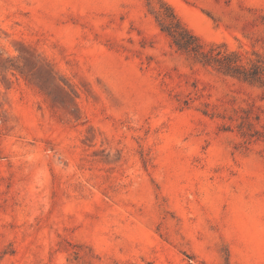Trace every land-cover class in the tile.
<instances>
[{
	"label": "rangeland",
	"instance_id": "374dc122",
	"mask_svg": "<svg viewBox=\"0 0 264 264\" xmlns=\"http://www.w3.org/2000/svg\"><path fill=\"white\" fill-rule=\"evenodd\" d=\"M0 264H264V0H0Z\"/></svg>",
	"mask_w": 264,
	"mask_h": 264
},
{
	"label": "trees",
	"instance_id": "16d2710c",
	"mask_svg": "<svg viewBox=\"0 0 264 264\" xmlns=\"http://www.w3.org/2000/svg\"><path fill=\"white\" fill-rule=\"evenodd\" d=\"M162 4L166 9L170 10V15H167L170 18L169 22L163 24L162 29L167 32L179 49L195 55L204 63L210 64L215 62L225 72L237 74L245 79H254L259 74L260 71L258 69L256 71H249L236 63V59L232 55L225 54L220 56L219 53H214L212 49L204 50L200 38L180 22L166 2H162Z\"/></svg>",
	"mask_w": 264,
	"mask_h": 264
}]
</instances>
